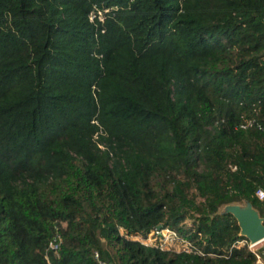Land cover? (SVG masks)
Wrapping results in <instances>:
<instances>
[{"label":"trees","instance_id":"obj_1","mask_svg":"<svg viewBox=\"0 0 264 264\" xmlns=\"http://www.w3.org/2000/svg\"><path fill=\"white\" fill-rule=\"evenodd\" d=\"M258 188L264 0H0V264H257Z\"/></svg>","mask_w":264,"mask_h":264},{"label":"built area","instance_id":"obj_2","mask_svg":"<svg viewBox=\"0 0 264 264\" xmlns=\"http://www.w3.org/2000/svg\"><path fill=\"white\" fill-rule=\"evenodd\" d=\"M110 10H111V8H105L104 7L103 9H101L97 6H94L93 10L89 14V20L93 22V21H95V18H97L99 21L103 22L105 19V13L109 12ZM244 126L245 125H242V127H244ZM261 192H264V188H258L255 192V196L260 202H262L264 204V197L261 196ZM151 231H153L157 234L160 242L161 241L162 242L167 241V240L169 242L170 240H175V242H179V243L182 242L183 244H185V246H182L181 249L174 250V251H186V252L195 251V248L193 247V245L189 241L183 239L181 236L178 235V233L176 231H174L168 227L163 228L161 226L160 229H158L156 227ZM142 242L145 243L144 241H142ZM145 244H148V243H145ZM242 244H246L248 246L249 250L254 254L257 264H264V258H263V255H264V237L260 241H258L257 243H253V244L250 243V241L247 238L237 242V245H242ZM148 245H152V244H148ZM152 246H156V247H159V248L164 249V250H172V249L162 248L161 246H158V245H152ZM49 247H50V249L51 248L57 249L58 243L55 240H53L50 242ZM96 256H97V254H96ZM99 264H109V263L100 262Z\"/></svg>","mask_w":264,"mask_h":264},{"label":"water","instance_id":"obj_3","mask_svg":"<svg viewBox=\"0 0 264 264\" xmlns=\"http://www.w3.org/2000/svg\"><path fill=\"white\" fill-rule=\"evenodd\" d=\"M220 212L231 214L236 219L240 228L239 235L247 238L250 243H257L264 237V217L260 216L250 201L226 204ZM157 228L160 229L161 225Z\"/></svg>","mask_w":264,"mask_h":264},{"label":"rangeland","instance_id":"obj_4","mask_svg":"<svg viewBox=\"0 0 264 264\" xmlns=\"http://www.w3.org/2000/svg\"><path fill=\"white\" fill-rule=\"evenodd\" d=\"M261 205H262V211L264 213V204L262 203ZM221 210H222V207L220 208V211ZM122 233L124 232L122 231ZM129 238L141 240L148 244L158 245V246H161L162 248L172 249V250H179L182 248V246H185V244H183L182 242L181 243L175 242V240H170L169 242L168 240L160 242L157 234L153 231H151L145 237L140 236V235H130Z\"/></svg>","mask_w":264,"mask_h":264},{"label":"clouds","instance_id":"obj_5","mask_svg":"<svg viewBox=\"0 0 264 264\" xmlns=\"http://www.w3.org/2000/svg\"><path fill=\"white\" fill-rule=\"evenodd\" d=\"M261 196L264 197V192H261Z\"/></svg>","mask_w":264,"mask_h":264}]
</instances>
